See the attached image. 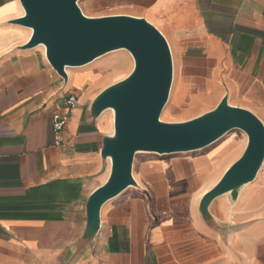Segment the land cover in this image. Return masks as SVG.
Wrapping results in <instances>:
<instances>
[{"label": "crops", "instance_id": "obj_1", "mask_svg": "<svg viewBox=\"0 0 264 264\" xmlns=\"http://www.w3.org/2000/svg\"><path fill=\"white\" fill-rule=\"evenodd\" d=\"M78 3L86 16L145 18L198 70V100L211 109L228 93L264 123V0ZM22 14L18 0H0V264H264V173L236 202L217 199L212 214L231 226L223 234L200 218L208 189L197 194V171L181 159L142 165L138 187L107 201L94 241L74 251L84 201L108 175L99 148L110 132L80 95L55 143L52 114L86 81L67 72L64 85L41 46L19 48L31 32L10 20Z\"/></svg>", "mask_w": 264, "mask_h": 264}, {"label": "water", "instance_id": "obj_2", "mask_svg": "<svg viewBox=\"0 0 264 264\" xmlns=\"http://www.w3.org/2000/svg\"><path fill=\"white\" fill-rule=\"evenodd\" d=\"M79 0H18L23 14L10 23L30 30L20 49L43 46L45 57L62 79L67 69L83 67L112 51L124 49L133 59L132 70L99 91L88 103L95 121L112 112V132L102 134L99 154L109 160L106 179L83 205L84 226L73 244L78 252L89 246L101 228V208L128 187H138L133 162L139 152L172 154L195 151L239 129L247 142L216 183L200 197L197 212L209 228L225 234L231 226L211 212L212 203L226 196L237 201L241 189L253 182L264 163V123L251 111L230 105L228 93L211 109L185 121H161L173 80V59L163 34L142 17L86 16Z\"/></svg>", "mask_w": 264, "mask_h": 264}, {"label": "rangeland", "instance_id": "obj_3", "mask_svg": "<svg viewBox=\"0 0 264 264\" xmlns=\"http://www.w3.org/2000/svg\"><path fill=\"white\" fill-rule=\"evenodd\" d=\"M82 11L87 12L86 10ZM183 57V51L180 55H176V57L172 55L173 80L168 101L163 107L159 117L161 121H185L210 109V103L200 101L196 96L198 95V70H192V63L184 61ZM118 61H121L122 64H117ZM85 68H87L88 71L84 73L78 72ZM132 68L133 59L131 55L128 51L120 49L109 52L83 67L70 68L68 69V73L69 75H73V78L80 84L87 79L94 82L93 85H85V87L77 91V93L82 95L84 99L90 100L109 84L124 78ZM102 117V119L107 120L108 128L106 129L109 132H112V112L110 110L106 111L103 113ZM246 142L247 137L243 131L232 129L210 145L195 151L172 154L139 152L135 155L132 172L134 177L139 180L141 166L145 164L167 163V161L174 162L181 159L183 166L185 165L186 167L187 165H191L192 168L194 167V169H197L199 168L197 162L203 160L205 163H203V166L207 168L204 170L208 171L205 176L197 181L198 188L196 189V192L199 195L206 189H209L222 175L224 170L240 156ZM185 158H190L191 161L188 162ZM209 162L213 163L208 168L207 164ZM263 170L264 167L262 166L260 175H258V177H256V179L249 183L245 188L250 187L258 181ZM108 171L109 166L107 165L105 170L106 175L108 174ZM196 174L198 176L200 175L198 172ZM223 197L227 199L226 196ZM216 201L217 199L211 205V212L213 214L218 211L215 206ZM223 201L229 209L230 204H228L226 200Z\"/></svg>", "mask_w": 264, "mask_h": 264}, {"label": "built area", "instance_id": "obj_4", "mask_svg": "<svg viewBox=\"0 0 264 264\" xmlns=\"http://www.w3.org/2000/svg\"><path fill=\"white\" fill-rule=\"evenodd\" d=\"M78 90L79 89L67 92L64 96L63 106L52 114V130L56 144L61 140V133L66 127L71 111L75 109L78 104V98L80 97V94L77 93Z\"/></svg>", "mask_w": 264, "mask_h": 264}, {"label": "bare ground", "instance_id": "obj_5", "mask_svg": "<svg viewBox=\"0 0 264 264\" xmlns=\"http://www.w3.org/2000/svg\"><path fill=\"white\" fill-rule=\"evenodd\" d=\"M41 47H42V49L44 50L43 46H41ZM117 64H122V63H121V61H118ZM67 72H68V69H67ZM93 83H94V82H92L91 80H88V79H87L85 85L90 86V85H93ZM210 159H211V158H210ZM197 163H198V167H199V168H197L196 171H197L198 173H200V175H199L198 177H199V178H202L203 176L206 175V173H207L208 170H207V171L204 170V169H207V168H205V166H203V163H204L203 160H199ZM212 163H213V162H209L208 164L206 163L207 166H208V168L210 167V165H212ZM204 164H205V163H204ZM198 169H200V170H198ZM201 171H202V172H201ZM197 172H196V173H197ZM260 173H261V170L258 172L257 177H258V175H260Z\"/></svg>", "mask_w": 264, "mask_h": 264}]
</instances>
